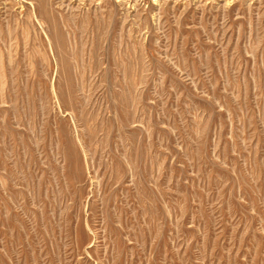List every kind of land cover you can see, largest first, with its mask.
Returning <instances> with one entry per match:
<instances>
[{
	"label": "rangeland",
	"instance_id": "374dc122",
	"mask_svg": "<svg viewBox=\"0 0 264 264\" xmlns=\"http://www.w3.org/2000/svg\"><path fill=\"white\" fill-rule=\"evenodd\" d=\"M0 264H264V0H0Z\"/></svg>",
	"mask_w": 264,
	"mask_h": 264
}]
</instances>
